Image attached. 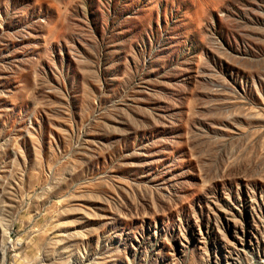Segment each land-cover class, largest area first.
I'll list each match as a JSON object with an SVG mask.
<instances>
[{"label": "rangeland", "instance_id": "rangeland-1", "mask_svg": "<svg viewBox=\"0 0 264 264\" xmlns=\"http://www.w3.org/2000/svg\"><path fill=\"white\" fill-rule=\"evenodd\" d=\"M0 264H264V0H0Z\"/></svg>", "mask_w": 264, "mask_h": 264}]
</instances>
